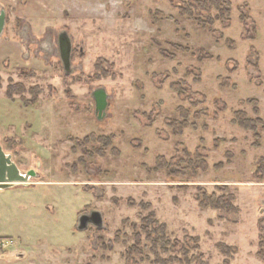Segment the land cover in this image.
Masks as SVG:
<instances>
[{
	"label": "rangeland",
	"instance_id": "obj_1",
	"mask_svg": "<svg viewBox=\"0 0 264 264\" xmlns=\"http://www.w3.org/2000/svg\"><path fill=\"white\" fill-rule=\"evenodd\" d=\"M228 1L229 24L202 30L177 0H0V143L39 175L0 197V256L264 264V0ZM14 84L24 91L8 98ZM236 113L262 123L240 128ZM196 152L205 172L190 166ZM204 195L235 210L203 208ZM92 211L103 227L78 231Z\"/></svg>",
	"mask_w": 264,
	"mask_h": 264
},
{
	"label": "trees",
	"instance_id": "obj_2",
	"mask_svg": "<svg viewBox=\"0 0 264 264\" xmlns=\"http://www.w3.org/2000/svg\"><path fill=\"white\" fill-rule=\"evenodd\" d=\"M177 1H178V5L176 9L178 11L179 16L196 22L197 25L202 30H206L213 27L216 21H220L223 24L224 23L229 24L230 22L231 3L228 0H177ZM211 11H214L217 14L215 18L214 19L209 18V20L207 21L204 20L202 18V15L205 13H209ZM229 45H230L229 47L232 48L233 42L229 43ZM224 87H228V84L225 83ZM23 89L24 88L20 84H14L7 88L6 95L8 98H11L13 94L23 93L24 91ZM249 103L251 102L249 101ZM235 116L237 118H235V120L233 121L234 124H236L237 126L243 129L255 130L253 123L254 124L262 123L260 119H256L254 122L250 119L244 118L243 113H236ZM185 155L187 158H190L189 153L186 152ZM195 158L196 160H198V162H196L195 165H190V166L193 168L194 171L200 170L202 172H205L207 170V165L202 160V158H200L198 152L195 153ZM160 160H162V162L164 161L163 158H160ZM163 164L166 165V163L164 162ZM231 202H232V198L227 199L226 201L223 198H216L215 195H211V196L204 195L203 198L200 200V205L203 208H210L214 210H225L231 212L235 210L232 208ZM160 235H161V240H164L165 233L163 229H161ZM257 257L261 260H264V245L261 242L259 243V251L257 253Z\"/></svg>",
	"mask_w": 264,
	"mask_h": 264
},
{
	"label": "water",
	"instance_id": "obj_3",
	"mask_svg": "<svg viewBox=\"0 0 264 264\" xmlns=\"http://www.w3.org/2000/svg\"><path fill=\"white\" fill-rule=\"evenodd\" d=\"M5 20L6 13L3 9H0V36L4 30ZM58 46L63 67L67 72L70 64L71 42L66 32L59 34ZM92 98L95 104L97 120L101 121L105 117V112L109 105L108 95L103 89H97L92 93ZM38 177V173L33 170L21 173L17 165L12 161V157L4 152L0 143V191L16 186H29L30 180ZM89 226H93L98 230L103 227V218L99 212L92 211L79 217L78 231H85Z\"/></svg>",
	"mask_w": 264,
	"mask_h": 264
},
{
	"label": "crops",
	"instance_id": "obj_4",
	"mask_svg": "<svg viewBox=\"0 0 264 264\" xmlns=\"http://www.w3.org/2000/svg\"><path fill=\"white\" fill-rule=\"evenodd\" d=\"M17 187L18 186L14 187V188H11V189H7V190L0 191V197L2 198L1 200L7 201L8 194L12 190L18 189ZM14 192H16V191H14ZM5 233L6 232L2 231V229L0 230V238L1 239H4V237L6 236ZM21 242H23V241H21ZM17 258L22 259V260L21 261L20 260H16ZM24 258H25L24 254H17V256H15V258L13 256H11V255H2V256H0V264H23V262H24L23 259Z\"/></svg>",
	"mask_w": 264,
	"mask_h": 264
}]
</instances>
